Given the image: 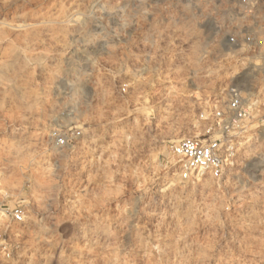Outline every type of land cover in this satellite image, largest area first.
<instances>
[{
    "label": "rangeland",
    "instance_id": "obj_1",
    "mask_svg": "<svg viewBox=\"0 0 264 264\" xmlns=\"http://www.w3.org/2000/svg\"><path fill=\"white\" fill-rule=\"evenodd\" d=\"M194 6L0 0V264H264V125L220 180L170 152L214 87Z\"/></svg>",
    "mask_w": 264,
    "mask_h": 264
},
{
    "label": "built area",
    "instance_id": "obj_2",
    "mask_svg": "<svg viewBox=\"0 0 264 264\" xmlns=\"http://www.w3.org/2000/svg\"><path fill=\"white\" fill-rule=\"evenodd\" d=\"M194 1L186 11L201 45L209 48L199 62L213 74L214 87L190 93L198 102L194 121L204 134L173 143L170 152L184 180L203 175L220 180L238 157V136L264 125V0ZM10 214L22 219L20 210Z\"/></svg>",
    "mask_w": 264,
    "mask_h": 264
},
{
    "label": "bare ground",
    "instance_id": "obj_3",
    "mask_svg": "<svg viewBox=\"0 0 264 264\" xmlns=\"http://www.w3.org/2000/svg\"><path fill=\"white\" fill-rule=\"evenodd\" d=\"M193 1H194V0H193ZM194 4H196L195 1H194Z\"/></svg>",
    "mask_w": 264,
    "mask_h": 264
}]
</instances>
